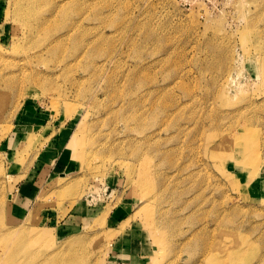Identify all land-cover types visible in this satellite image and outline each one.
Segmentation results:
<instances>
[{
  "label": "rangeland",
  "instance_id": "1",
  "mask_svg": "<svg viewBox=\"0 0 264 264\" xmlns=\"http://www.w3.org/2000/svg\"><path fill=\"white\" fill-rule=\"evenodd\" d=\"M16 1L0 264L12 245L17 264H111L125 235L131 264H264V0H26L24 20Z\"/></svg>",
  "mask_w": 264,
  "mask_h": 264
},
{
  "label": "crops",
  "instance_id": "2",
  "mask_svg": "<svg viewBox=\"0 0 264 264\" xmlns=\"http://www.w3.org/2000/svg\"><path fill=\"white\" fill-rule=\"evenodd\" d=\"M32 114L34 115L35 118H38V116L40 115V113L38 112V108L36 107L35 112H32ZM29 184V182H27ZM24 183V185H22V187L20 188V193H23L24 195H21L22 197H18L16 198V202L15 205H13V208H15L16 210H18V213L22 214L23 211L25 210V208H28L29 206V200H30V196L32 194L31 189L29 188L28 184ZM123 210H119L118 213H123ZM112 213V211H111ZM110 213V217L109 220H111L112 224L115 223L116 220H114V218L116 217V212L113 211V213ZM112 215H114L112 217ZM136 239V240H135ZM128 238V236H124V238L122 239H116L113 241V246L110 250L109 256L111 257V255H113L114 258H117V261H110V258L108 260L109 263L113 264V262H115L114 264H131L132 263V258L134 255L135 250L137 249V247L143 245V243H141V239L137 240V238ZM108 256V257H109ZM117 262V263H116Z\"/></svg>",
  "mask_w": 264,
  "mask_h": 264
},
{
  "label": "bare ground",
  "instance_id": "3",
  "mask_svg": "<svg viewBox=\"0 0 264 264\" xmlns=\"http://www.w3.org/2000/svg\"><path fill=\"white\" fill-rule=\"evenodd\" d=\"M27 2L29 4L32 3L31 0H27ZM26 0L25 1H21V0H17L16 1V14L17 16L19 17H23V20L26 19V18H29V17H32L30 15H33L36 14V9L34 8V5H31V7L29 6H24V3H26ZM60 59V58H59ZM64 61V60H63ZM69 64V63H68ZM10 84V83H9ZM258 160V159H257ZM1 166V165H0ZM67 175V174H66ZM10 198L13 197V194H10ZM26 233L25 230H19V231H16V232H11L10 234H7V236L5 237L6 239H11V240H16L18 239L19 237H21L22 235H24ZM9 247V246H8ZM109 248V247H108ZM9 250L11 251H8V254L4 257V259L6 260L7 263L9 264H17V253L18 251H20V249L18 247H14V245L10 246ZM74 256H71L70 255V258H69V261L67 264H72L74 258ZM22 264V261L21 263Z\"/></svg>",
  "mask_w": 264,
  "mask_h": 264
}]
</instances>
